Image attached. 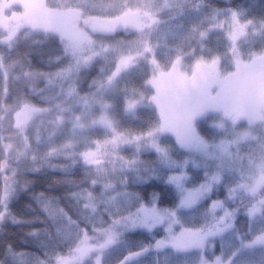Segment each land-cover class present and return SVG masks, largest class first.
Returning a JSON list of instances; mask_svg holds the SVG:
<instances>
[{"label":"trees","instance_id":"1","mask_svg":"<svg viewBox=\"0 0 264 264\" xmlns=\"http://www.w3.org/2000/svg\"><path fill=\"white\" fill-rule=\"evenodd\" d=\"M50 4L80 10L79 19L96 20L94 27L81 26V33L90 43L81 52H75L58 35L35 29H23L12 46L0 45V264H56L57 259L74 254L83 230L88 234L108 230L114 221L134 214L141 206L152 212L155 208L164 210L163 214L179 204L174 186L149 176L147 162L155 159L151 155L142 158L148 159L139 163L138 176L131 177L109 170L104 174L99 168L90 171L83 163L40 154L28 139L31 132L21 133L16 124L18 114L28 109L43 112L39 122L55 124L59 116L55 103L63 100L65 93L59 86H48V82L55 83L61 73L67 78V71L74 69L77 94H91L121 62L147 48L153 49L160 70H169L196 49L221 14L231 12L240 19L264 17V0H178L173 8L162 0H50ZM101 24L111 30L98 28ZM251 48L252 54L264 52V38ZM76 60L79 63L74 66ZM151 74L147 61L120 74L110 89L115 104L152 96ZM125 116L119 122L122 130L145 132L157 122L150 109L140 110L133 122ZM34 126L32 123L29 128ZM41 144L37 143V148ZM26 146L29 149H24ZM241 150L244 156L264 160L261 141L245 143ZM5 161L10 166L6 174L10 177L13 173L14 183L4 209ZM87 196L94 198L90 201ZM240 198L232 199L219 185L213 189L211 200L221 202L231 216L218 220L207 214L205 218L206 211L198 207L180 213V227L210 234L206 252L210 261L219 255L229 258L240 250L233 264H264V245L242 248L264 233V183L257 196ZM90 202L96 210L89 209L93 206ZM256 208L261 214L254 221L248 212ZM230 225H234L230 234L216 236L218 229ZM165 234L162 228L126 233L105 253L102 264H118L128 254L144 248L147 254L130 264H199L196 250L155 248Z\"/></svg>","mask_w":264,"mask_h":264},{"label":"rangeland","instance_id":"2","mask_svg":"<svg viewBox=\"0 0 264 264\" xmlns=\"http://www.w3.org/2000/svg\"><path fill=\"white\" fill-rule=\"evenodd\" d=\"M174 1L178 0H162L171 8ZM69 12L72 17H64ZM80 14L78 9L51 6L50 0H0V45L12 46L23 29H35L56 34L75 52H81L90 45L81 26L94 27L96 19H79ZM98 28L111 30L106 24ZM263 38L264 17L240 19L231 12L221 14L215 25L205 31L196 49L167 71L160 70L153 49L147 48L121 62L97 91L78 95L76 74L69 69L67 78L61 73L55 83H47L59 86L65 93L63 100L55 103L59 116L53 126L41 123V110L28 109L18 114L16 128L21 133L31 132L28 139L43 156L58 155L73 164L80 162L90 171L99 168L104 174L109 170L137 177L139 163L148 159L142 158L151 155L155 159L147 162L149 176L174 186L179 194L178 206L163 214L164 210L155 208L152 212L141 206L134 214L114 221L108 230L97 229L92 234L83 230L74 254L57 259L56 264H102L105 253L126 233L153 232L159 228L166 234L155 248L196 250L199 264H233L240 250L229 258L219 255L210 261L206 257L210 234L181 228L179 215L203 207L205 218L207 214L218 220L230 217L221 202L211 200L213 189L219 185L225 187L232 199H246L260 192L264 160L245 157L241 147L256 141L264 146V52L252 54L251 48ZM141 61H147L151 67L149 84L154 94L117 106L110 89L120 74ZM78 63L76 60L74 66ZM143 109L155 113L157 122L153 127L145 132L119 128L123 116L133 122ZM32 123L35 126L29 128ZM37 143L42 144L37 148ZM9 170L5 161L3 172ZM12 175L10 172V178L6 174L4 209L12 194ZM89 209L96 210L97 206ZM260 214L257 208L248 212L254 221ZM233 226L218 229L216 236L230 234ZM262 245L264 233L242 248ZM147 252L144 248L130 253L118 264L137 262Z\"/></svg>","mask_w":264,"mask_h":264}]
</instances>
